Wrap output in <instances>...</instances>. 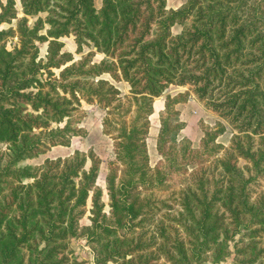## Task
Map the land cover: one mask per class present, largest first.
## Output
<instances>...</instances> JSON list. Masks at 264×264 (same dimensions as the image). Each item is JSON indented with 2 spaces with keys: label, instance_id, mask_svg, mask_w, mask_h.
Masks as SVG:
<instances>
[{
  "label": "trees",
  "instance_id": "obj_1",
  "mask_svg": "<svg viewBox=\"0 0 264 264\" xmlns=\"http://www.w3.org/2000/svg\"><path fill=\"white\" fill-rule=\"evenodd\" d=\"M20 3L26 16H47L0 30V264H87L70 251L80 234L96 264L219 262L233 241L235 264H264V191L256 188L264 178V0H188L177 9L167 0H102L99 9L95 0ZM1 9L0 24L17 18L15 0ZM71 34L77 52L93 48L79 60L63 50L60 38ZM11 35L19 42L8 49ZM40 42H48L46 60ZM105 74L128 82L129 93ZM171 85H190L228 120V147L217 142L221 124L204 127L198 148L180 138L185 122L175 105L187 95H169L161 158L151 166L154 102ZM82 101L102 106L103 132L113 140L109 211L94 152L19 165L85 134ZM89 201L91 223L82 227Z\"/></svg>",
  "mask_w": 264,
  "mask_h": 264
},
{
  "label": "rangeland",
  "instance_id": "obj_2",
  "mask_svg": "<svg viewBox=\"0 0 264 264\" xmlns=\"http://www.w3.org/2000/svg\"><path fill=\"white\" fill-rule=\"evenodd\" d=\"M16 1L17 8V18L13 19L11 22H3L0 24V30L8 29V28H17V23L22 18H27L28 24L33 26L38 18H42L45 20L47 16V12H41L37 15L26 16L21 7L20 0ZM188 0H167V8L168 9H177L183 6ZM7 0H0V11L1 4H6ZM95 6L99 9L102 6V0H95ZM190 24V21H186L185 24L176 23L171 31L173 35H179L182 33L184 28ZM49 29V25L45 24L44 29L41 31V34H47ZM63 42L64 51L71 52L76 60H79L81 57L85 56L90 50L93 48L85 45L83 47L82 52H77V43L74 35L63 36L60 38ZM19 42L18 36H9L6 37L3 41L8 49H13L15 45ZM39 45V59L46 60L47 50H48V42H40ZM104 55L102 53H97L94 61H100ZM58 71V70H57ZM104 78H107L114 82L116 86L122 91V94L129 93L130 85L128 82L114 81L110 75H103ZM177 85H171L163 95L165 98H160V100H166V97L169 95L172 97H177L179 94L183 93L187 95L186 97L180 98L181 102L175 105V108L180 113V118L183 122H185V128L180 133V138L185 137L191 140L194 148L200 147V143L202 138L204 137V127L218 128L219 124L224 126L223 133L217 138V142L221 144L224 148L230 145L231 139L233 137L234 129L232 125L220 116L219 113L209 109L203 101H200L196 95L193 93V89L190 85H185L186 88H178ZM160 101H158V104ZM181 108V109H178ZM164 110V109H163ZM162 110V111H163ZM160 113V112H159ZM155 113L151 116V128L148 137V151L150 156V164L152 167L156 165V163L160 160V155L157 150V136L159 133V129L161 126L160 123V114ZM78 114L82 116L80 126L85 130L84 135L75 136L72 138L71 144L66 147H56L45 154H41L39 156L28 158L20 162V166L30 165V166H38L42 165L46 158L55 157L59 155L65 154H73L76 150H80L84 153L89 154L90 152H94L99 158H101L100 171L98 172V186L103 190L102 200L105 204V210L109 211L110 206V198L107 189L106 176L109 171V163L115 160L114 148H113V140L110 136L106 135L103 132L102 127V119L105 115V110L99 104H89L86 101H82L80 106V110ZM3 145H0V149ZM247 164L246 160L240 159V165L245 166ZM90 166V160L88 162V166ZM257 190L261 193L264 191V178L261 180V183L256 187ZM150 191H143L144 194H148ZM165 194L166 192H162ZM90 203L88 202V210L85 216L80 220L81 226L90 225L91 221L89 219L90 216ZM241 235H238L235 240H239ZM234 241L231 242L230 254L223 260L219 262L212 261H203L201 264H235L237 261V256L235 254V247L233 246ZM264 244V243H263ZM70 251L73 256H76L80 260H85L87 264H96L94 260V252L92 250L91 245L88 243L86 237L83 234H80L78 237L71 239L70 243ZM114 264V263H110Z\"/></svg>",
  "mask_w": 264,
  "mask_h": 264
},
{
  "label": "crops",
  "instance_id": "obj_3",
  "mask_svg": "<svg viewBox=\"0 0 264 264\" xmlns=\"http://www.w3.org/2000/svg\"><path fill=\"white\" fill-rule=\"evenodd\" d=\"M176 87H178V88H186V86H176ZM160 98H165V96L162 95V96L157 97V98L155 99V102H154V113H153L151 116H153L155 113H159V112H161V111L165 108V100H164V99L160 100ZM158 101H160L159 104H158ZM178 109H181V108H178ZM159 114H160V113H159ZM183 131H185V130H183ZM56 147H66V146L58 145V146H55V147H53V148H56ZM53 148H52V149H53ZM69 155H71V154L68 153V154H65V155H59V156L50 157V158L65 157V156H69ZM99 171H100V168H99Z\"/></svg>",
  "mask_w": 264,
  "mask_h": 264
}]
</instances>
